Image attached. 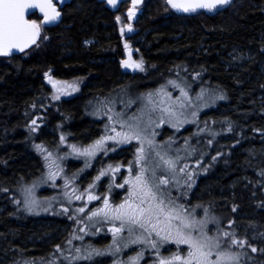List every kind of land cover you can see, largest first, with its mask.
I'll list each match as a JSON object with an SVG mask.
<instances>
[{"label": "trees", "instance_id": "16d2710c", "mask_svg": "<svg viewBox=\"0 0 264 264\" xmlns=\"http://www.w3.org/2000/svg\"><path fill=\"white\" fill-rule=\"evenodd\" d=\"M125 4L114 12L98 0H73L57 24L43 27L34 46L0 56V264L32 263L60 239L63 219H56L57 226L47 224L50 217L40 223L14 202L20 186L43 172L34 145H52L54 134L46 126L86 143L102 129L101 119L87 115L89 99L129 85L148 90L171 78L226 96L201 113L202 127L180 131V139L196 143L206 167L180 202L190 210L206 209L227 239L242 243L246 264H264V0H232L214 13L192 14L150 0L137 22L142 69L132 73L122 72L118 61L123 47L115 18ZM29 18L42 20L38 13ZM46 72L88 82L79 96L56 102ZM34 120L40 125L36 132ZM207 125L208 135L200 131ZM170 133L164 127L161 138ZM133 151L130 146L110 159L130 164Z\"/></svg>", "mask_w": 264, "mask_h": 264}, {"label": "rangeland", "instance_id": "374dc122", "mask_svg": "<svg viewBox=\"0 0 264 264\" xmlns=\"http://www.w3.org/2000/svg\"><path fill=\"white\" fill-rule=\"evenodd\" d=\"M149 2L144 0L135 12L131 11L130 3L125 4L122 13L117 15L119 20L115 18L118 30L124 28L121 35L128 33L126 27L131 26L132 32L126 41L132 48L140 39L138 18ZM37 24L43 30L42 23ZM125 59L123 53L121 61ZM136 60L143 62L140 55ZM45 80L51 88L52 101L56 102L79 96L88 82L83 77L57 79L51 72H46ZM116 91L114 94L97 95L85 106L90 118L102 121V129L96 139L81 143L68 139L63 130L56 133L54 127L46 126V130L54 134L52 145H34L43 158V172L20 186L14 202L26 215L40 218V223L42 218L50 217L48 225L57 226L58 219H63L64 224L58 225L57 236L60 239L53 249L43 257L33 258V262L28 264H161V261L185 264L191 246L164 239L169 232L175 236L177 227L186 236L191 234L201 242L205 236L212 238L203 250L209 253L208 261L213 264L218 260L220 264H246L242 243L227 239L225 229L213 225V217L206 209L190 210L180 202L187 195L185 189L189 190L186 186L194 185L196 178L206 171V167L200 165L203 158L195 147L196 143L180 139V131L190 125L202 127L201 113L225 99L224 92L209 86L196 85L193 88V84L176 78L148 90L129 85ZM57 96L58 99L54 98ZM31 126L36 132L40 125L31 123ZM164 127L170 128L171 133L162 139ZM210 128L207 125L200 131L208 135L212 133ZM125 135L129 139L125 140ZM107 137L115 139H105L102 145L96 146L97 141ZM130 146L134 149L130 164L110 159L111 156L122 155ZM85 149H90L92 154H83ZM168 161L173 164L170 166ZM137 175H141L156 194L157 200L152 201L153 205L163 199L165 212L175 209L173 215L179 214L193 227L184 228L177 219H173L169 227L164 215H153L151 223L157 224L158 231L163 229L157 235L150 227L141 228L127 219H116L114 211L122 204L148 207V198L134 187ZM161 180H167V183L162 184ZM89 196L97 199L90 200ZM141 199L145 200L144 204H141ZM200 221L204 224H199ZM234 240L238 243H233ZM229 256L235 259H223ZM191 264H199V254Z\"/></svg>", "mask_w": 264, "mask_h": 264}, {"label": "snow or ice", "instance_id": "6c2138e0", "mask_svg": "<svg viewBox=\"0 0 264 264\" xmlns=\"http://www.w3.org/2000/svg\"><path fill=\"white\" fill-rule=\"evenodd\" d=\"M116 0H108L109 4H115ZM140 2V0H132L133 9ZM166 2L174 9L183 10L185 12L196 11L197 9L205 8V9H214L218 5H224L229 3V0H166ZM40 7L41 10L52 9L51 14L48 12L45 13L44 22L51 23L56 21L60 13L53 9L51 0H44L42 4H35L29 2V0H0V54L7 55L13 49H19L23 51L25 47H28L29 44H35L36 39L40 34V26L35 21H28L24 18V13L26 9ZM130 14H133L130 12ZM119 20V17H117ZM128 30L131 31V26H127ZM124 28H121V32L123 33ZM125 67H133L142 69V62H129L128 60L124 61ZM51 80V77H49ZM68 87H72L71 85H67ZM60 89H58L59 91ZM75 90V89H74ZM58 99L59 97H54ZM34 125L36 121L32 122ZM105 139H115V137H107L102 138L101 140L96 142V146L102 145ZM124 139L127 140L129 137L127 135L124 136ZM40 147L39 145L37 146ZM74 147V146H73ZM86 155L92 154L90 149H85L84 153ZM168 164L171 166L173 164L172 161H168ZM104 173H101V176ZM99 179V177H97ZM160 183L166 184L167 180H161ZM123 187V185H120ZM134 187L138 188L140 193L144 197H147L148 207L144 208L140 205H130V204H122L115 209L114 214L116 219H127L132 224H137L141 228L150 227L152 231H155L157 235L160 234V231L163 229L157 230V224H152L151 219L152 216L155 215L159 217L160 215H164L166 217V223L171 227V221L173 219L180 220L184 228L191 229L193 224L191 222H187L185 218H182L179 214L173 215L175 209H170L168 212H165V204L164 200L160 199L158 203L155 205L152 204V201L157 200V196L152 192L151 187L148 186V182L143 180L141 175H137L135 178ZM77 199H81L80 196L76 197ZM89 199H97V197L89 196ZM107 200H105V205L107 206ZM145 200L141 199V204H144ZM170 203V202H169ZM83 211V209H80ZM96 215V213H93ZM159 222V221H158ZM199 224L203 225L204 222L200 221ZM115 231L119 232L120 229H115ZM224 235H229V233H224ZM164 239H174L178 244H188L191 246V249L188 252L189 259L185 261V264H191L193 259H197V254H199V264H213V262L208 261V252H205L203 249L209 246L212 238L204 237V242H201V239H194L191 234L185 235L184 232L177 227L175 230V236L169 232ZM233 243H238L237 241H232ZM152 246L155 247V243L151 242ZM218 246V242H217ZM255 251V249H253ZM219 255V254H218ZM174 259H179V257H174ZM223 259H235V257H224ZM161 264H168L167 261H161ZM214 264H220V261L214 262Z\"/></svg>", "mask_w": 264, "mask_h": 264}, {"label": "water", "instance_id": "95a60500", "mask_svg": "<svg viewBox=\"0 0 264 264\" xmlns=\"http://www.w3.org/2000/svg\"><path fill=\"white\" fill-rule=\"evenodd\" d=\"M73 0H51V3H52V6H53V9L55 11H58L60 13V16L59 18L56 20V21H53L51 23H45L44 22V16H45V13L48 12L49 14H51L52 12V9H47L45 8L44 10H41L40 7H35V8H29V9H26L25 10V13H24V18L28 21H33L29 18L30 14L32 13H38L41 17H42V20H41V23L43 26H51V25H55L57 24L61 18H62V11L61 9L64 8L65 5H67L68 3L72 2ZM99 2H103L105 4V6L110 9L111 11H118L119 8L121 7L122 4L126 3V2H129L131 5H132V9H133V3H132V0H116L115 4H109L108 3V0H98ZM144 0H140V2L135 6L138 7L140 6L142 3H143ZM232 0H229V3L231 2ZM29 2H32V3H35L37 5L39 4H42L44 3V0H29ZM229 3L227 4H224V5H218L216 8L214 9H205V8H201V9H197L196 11H190V12H185L183 10H178V9H174V11H176L177 13H180V14H192V13H197V12H207V13H214L222 8H224L225 6H227ZM37 23V22H36ZM40 34H41V28H40ZM40 34L39 36L37 37L36 39V42L38 41L39 37H40ZM36 44V43H35ZM35 44H29L28 47H25L23 49V51L19 50V49H13L9 54L7 55H2L0 54V56L2 57H8V56H13V55H16V54H21L23 53L24 51L30 49L32 46H34ZM127 47V45H126ZM128 49L126 50V52H128V56H127V60L129 62H131L132 60V52H134L133 48L128 46L127 47Z\"/></svg>", "mask_w": 264, "mask_h": 264}, {"label": "flooded vegetation", "instance_id": "af4514ba", "mask_svg": "<svg viewBox=\"0 0 264 264\" xmlns=\"http://www.w3.org/2000/svg\"><path fill=\"white\" fill-rule=\"evenodd\" d=\"M136 10H137V7L135 9H131L132 12H135ZM61 11H62V9H61ZM126 29L128 30L127 27H126ZM118 31H119L118 32L119 36L121 38V46L123 47V49H122L123 51L121 52V54L118 57L119 58L118 61H119L120 69H121L122 72H130V73L136 72V71L139 70L138 68L125 67L124 63H123L124 61L127 60V56H128V54H127L128 52H126V50L128 49L127 47L129 46V44L127 43L126 40L130 36L132 30L131 31L128 30V33H126L125 35H121V33H120L121 30L120 29ZM126 45H127V47H126ZM133 50H134V52H132V60H131V62H133V61L137 62L136 59L138 58L139 55L142 58V52L140 50V47L137 44L135 45V48L133 47ZM123 53H124L126 59L124 61L123 60L121 61V58L123 57Z\"/></svg>", "mask_w": 264, "mask_h": 264}, {"label": "bare ground", "instance_id": "6f19581e", "mask_svg": "<svg viewBox=\"0 0 264 264\" xmlns=\"http://www.w3.org/2000/svg\"><path fill=\"white\" fill-rule=\"evenodd\" d=\"M32 182V181H31Z\"/></svg>", "mask_w": 264, "mask_h": 264}]
</instances>
